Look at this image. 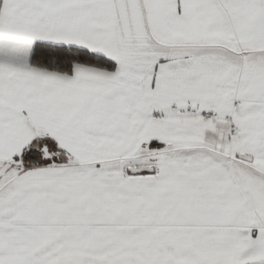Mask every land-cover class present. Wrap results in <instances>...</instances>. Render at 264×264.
I'll list each match as a JSON object with an SVG mask.
<instances>
[{
	"label": "snow or ice",
	"instance_id": "snow-or-ice-1",
	"mask_svg": "<svg viewBox=\"0 0 264 264\" xmlns=\"http://www.w3.org/2000/svg\"><path fill=\"white\" fill-rule=\"evenodd\" d=\"M0 264H264V0H0Z\"/></svg>",
	"mask_w": 264,
	"mask_h": 264
}]
</instances>
